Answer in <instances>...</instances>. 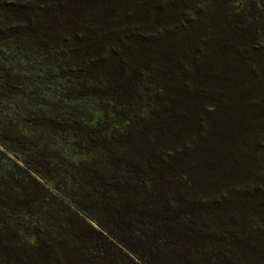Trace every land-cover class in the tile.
Returning <instances> with one entry per match:
<instances>
[{
	"label": "trees",
	"instance_id": "obj_1",
	"mask_svg": "<svg viewBox=\"0 0 264 264\" xmlns=\"http://www.w3.org/2000/svg\"><path fill=\"white\" fill-rule=\"evenodd\" d=\"M0 264H264V0H0Z\"/></svg>",
	"mask_w": 264,
	"mask_h": 264
},
{
	"label": "rangeland",
	"instance_id": "obj_2",
	"mask_svg": "<svg viewBox=\"0 0 264 264\" xmlns=\"http://www.w3.org/2000/svg\"><path fill=\"white\" fill-rule=\"evenodd\" d=\"M227 198L229 200H234L235 199V195L233 193H229L228 196H227ZM231 205H234V202H231Z\"/></svg>",
	"mask_w": 264,
	"mask_h": 264
}]
</instances>
